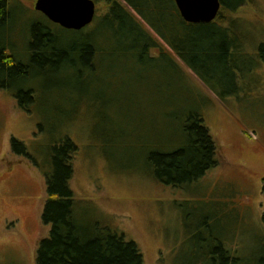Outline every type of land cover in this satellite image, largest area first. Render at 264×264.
<instances>
[{"label": "rangeland", "instance_id": "374dc122", "mask_svg": "<svg viewBox=\"0 0 264 264\" xmlns=\"http://www.w3.org/2000/svg\"><path fill=\"white\" fill-rule=\"evenodd\" d=\"M15 1L21 3L12 9L16 52L25 44L21 35L17 40L12 34L18 19L22 26L30 22L29 32L32 21L44 16L34 8L36 0ZM105 8L95 0L94 18L82 33ZM228 19L244 36L237 59L252 64L238 79L235 94L217 95L146 24L183 68L186 85L178 87L176 74L155 60L148 66L115 64L117 75L104 67L87 76L64 64L45 63L38 71L33 65L26 86L37 98L29 109L13 92L0 89V264H36L38 243L50 229L41 220L47 197L43 171L54 144L65 137L77 147L68 180L75 216L94 219L105 233L134 241L143 264H180L181 256L203 239L207 246L222 241L241 255L258 248L264 237V62L256 54L264 42V0H245L226 13L224 25ZM50 25L56 43L68 44L76 36L74 29ZM159 50L153 47L149 55ZM226 84L224 90L234 85ZM186 110L201 113L216 163L175 186L154 177L148 156L157 158L182 143L176 114ZM12 137L24 144L22 152L12 149Z\"/></svg>", "mask_w": 264, "mask_h": 264}, {"label": "trees", "instance_id": "16d2710c", "mask_svg": "<svg viewBox=\"0 0 264 264\" xmlns=\"http://www.w3.org/2000/svg\"><path fill=\"white\" fill-rule=\"evenodd\" d=\"M101 1L106 7L102 14L95 16L94 24L86 33H82L83 29L76 30V36L68 44L56 43L54 28L50 25L54 22L46 16L43 15L42 20H33L29 32L27 25L30 22L22 26V21L18 19L12 34L17 40L21 35L25 44L15 52L11 35L12 9L15 4L21 7V3L0 0V87L16 94L21 107L29 109L34 104L37 97L34 90L26 86V81L32 75L33 65L38 71L45 63L64 64L76 75L89 76L101 67L108 73L112 68V73L117 75L113 71L115 64L148 66L149 62L159 60L176 74L180 82L178 87L186 85V75L181 71L183 68L158 44L145 24L219 96L224 92L237 93L240 89L238 79L252 68V64L244 59H237L238 56L241 58L244 36L233 25V19H228V25L223 24L227 21L226 13L240 7L245 0H220L216 17L201 23L185 21L174 0ZM79 35L82 37L78 39ZM158 46V55H149V50ZM256 55L264 62V42L258 43ZM81 56L85 57L84 62ZM79 62L82 65H78ZM228 80L234 85L224 90ZM176 118L184 134L182 143L175 148H166L168 150L161 151L159 155L155 153L159 156L157 158L153 153L148 156L154 164V177L175 186L193 180L216 163V147L203 124L201 113L186 110L176 114ZM10 142L16 152L25 149L24 144L14 137ZM18 145L21 148H16ZM76 148L68 137L58 141L52 148L48 170L44 168L47 197L41 220L49 223L50 229L38 243L36 264H143L134 241H125L122 235L116 233H105L104 227L94 219L75 216L76 201L68 180L72 173L71 153ZM261 193L264 200V177ZM262 218L264 224V214ZM179 262L264 264V237L258 248L247 255L232 252L218 240L207 246L203 239L182 255Z\"/></svg>", "mask_w": 264, "mask_h": 264}, {"label": "water", "instance_id": "95a60500", "mask_svg": "<svg viewBox=\"0 0 264 264\" xmlns=\"http://www.w3.org/2000/svg\"><path fill=\"white\" fill-rule=\"evenodd\" d=\"M181 17L192 23L210 22L220 8V0H174ZM34 8L64 28L82 29L95 15L94 0H36Z\"/></svg>", "mask_w": 264, "mask_h": 264}, {"label": "flooded vegetation", "instance_id": "af4514ba", "mask_svg": "<svg viewBox=\"0 0 264 264\" xmlns=\"http://www.w3.org/2000/svg\"><path fill=\"white\" fill-rule=\"evenodd\" d=\"M38 12H40L39 10H37ZM42 15H44L42 12H40ZM45 16V15H44ZM0 89H4V90H7V88H3V87H0ZM11 95L12 96H14L15 97V99H16V101L18 102V104H19V101H18V98H17V96H16V94H14V93H11Z\"/></svg>", "mask_w": 264, "mask_h": 264}]
</instances>
